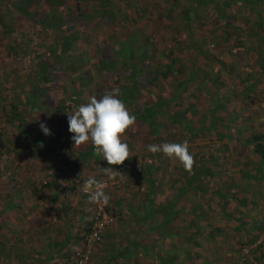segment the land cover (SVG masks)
Segmentation results:
<instances>
[{"label":"trees","instance_id":"obj_1","mask_svg":"<svg viewBox=\"0 0 264 264\" xmlns=\"http://www.w3.org/2000/svg\"><path fill=\"white\" fill-rule=\"evenodd\" d=\"M165 1L164 9H161V12H158L152 20L157 23V26H162L168 31L166 37L152 36L130 27V23L144 14L146 0H0V47L6 42V53L9 56L21 58L26 53L23 47L25 39L22 36L27 34L28 39V30L19 28L22 36L10 40L7 33L17 25L23 27L24 23L19 19L30 20L36 26L34 30L37 32L46 33L48 31L51 34V39L46 44L40 45L41 49L37 51L33 49L27 58L29 65L27 75H20L21 83L17 84L19 92L24 93L23 97L18 101L13 100V97L6 100L7 94L15 92V89L14 86L5 89L0 82V145H4V151H23V146L34 145L43 159L46 153L42 151L47 149L48 145H52V152L61 145H74L71 139L74 134L68 131V114L71 115L80 105L89 103L91 97L95 96L99 99L115 87L120 89L118 98L136 117L137 127L129 128L122 136V140L129 145L133 143L134 145L180 143L178 138L174 139L178 134L170 130L174 124L190 136L194 133L206 134L201 132L204 129L202 126L192 130L190 120L196 112L198 119L196 122L199 123L202 116L205 119L207 115L204 113L205 110H201L204 107L196 109L197 103L195 104L193 100L197 98L196 94L204 89L210 98L209 102H206L211 115L207 124L212 134L220 138L224 137L225 133H220L215 127L218 123L215 111L219 108H226L227 99L219 96L216 99L213 94V88L216 89L213 81H220L221 76L216 73L211 75L212 72L205 68L206 63L213 57L207 46L208 30L204 31L201 27L208 22V25L213 26L210 29L216 30H213L217 32L216 40L218 41L215 40V42L224 46L220 51L221 55L228 56L234 53V56L239 57L242 52L250 53L248 56L256 52V60L258 58L261 61L264 59V30L262 27L264 18L257 16L253 21L251 31L256 34L254 39L256 44L245 48L241 35L242 26L235 18L240 2H253L254 0ZM233 3H236V7L231 8L230 5ZM226 7L230 10L226 11ZM242 20L244 21L245 18ZM97 22L104 27L107 34L105 37L92 38L91 30L95 28ZM116 24L120 27L119 29ZM182 42L183 46H181ZM224 61L225 59L220 60L218 68L228 67L227 71H232V67L229 68L232 66L231 63L225 66L226 61ZM59 78L64 80L58 82ZM246 78L241 75L239 82L245 80V87L254 90L255 82ZM48 86L56 89L57 100H51V102L46 100L45 94ZM154 89H158L157 92ZM183 95H188L189 98L181 107L182 112L179 113L180 111L175 109L174 102L179 99L182 101ZM232 112L224 113L226 119L227 115H233ZM232 118H228L227 121L232 122L231 120L235 119L233 116ZM42 122L50 130L49 135L41 130ZM141 123L145 126L143 129ZM164 127L168 130H164ZM5 128L9 129V134L2 133ZM162 131L164 133H161ZM5 142L6 144H3ZM83 145L90 146L85 154H92V150H95L91 141ZM221 146L225 148L224 144ZM28 148L32 147L28 146ZM82 150L81 153L84 152ZM250 150L258 154L261 161H264L263 140L253 141ZM1 152L2 149L0 155H2ZM137 152L139 151L133 152L130 159L125 160V163L130 160L131 163L123 167L126 170L127 179L135 176L137 179L135 182L139 181L142 184V186H137L138 189L142 188V194L138 192L140 189H137V198L131 199L126 204L118 196L119 202L115 201L112 207L109 200L107 209L113 215L118 214L120 217L123 214V207L133 215L136 222L159 224L155 229L161 230V234L157 235L156 239L170 238L166 245L161 246L165 251L162 255L151 250L152 258L149 264H194L190 261L200 257V250H206L204 246L206 240L215 243L218 240L225 246H228L227 243L230 244L232 254L225 255V258L234 260L231 259V262L226 264H237L238 251L245 245V242L256 239L259 230L254 227V229L244 230V235L250 232L249 239L236 235L230 241L226 240L229 234L223 232L224 229L220 225L212 223L213 217L209 206L203 207L196 199V204L184 205L181 200L177 199L185 193H192L199 197L202 193L208 196L214 193L220 204L219 212L224 217L235 221L234 214L226 210L225 204L226 199L233 198L235 191L228 189L237 180L234 181L233 177H229L230 180L226 182L223 190L219 185L206 192L200 184L202 181H207L205 174L208 172L206 166L209 165L206 163L212 157H210L211 153L200 154L202 155L201 157L199 155L200 162L194 164L191 172L185 171L180 162L174 164L181 179L178 178L180 180L178 181L172 178L174 192L171 197L159 200L155 198L154 183L161 178V172H165L167 156L162 152L151 153L148 146L142 149L141 155ZM205 156H207V161H205ZM113 166L116 168L118 165ZM79 167L78 164H72L71 160H66L64 166H55L48 174L67 175L70 171L72 178L81 177L78 172ZM198 167L202 168L198 169ZM214 172L215 169L212 176ZM101 179L109 181L113 178L102 177ZM67 181L74 184L73 179L67 177ZM119 182L126 184L124 178H121ZM41 184L46 186L48 180ZM112 184L115 183L112 182L109 186ZM115 210L117 212H114ZM179 218L184 220L181 226L175 222ZM201 219L205 221L202 223ZM176 226L182 228L185 235L184 243L195 248L200 247V250L193 251L185 248L183 254H179L176 250L177 243L174 241L175 237L180 234ZM87 228L88 225L85 230ZM231 228L233 232L238 230L236 224H232ZM217 234H220V238L215 237ZM262 244V241L257 242L255 249L260 251ZM257 256L260 259L264 257L259 252ZM209 263L210 261L208 263L199 261L195 264ZM215 264H220V262H215Z\"/></svg>","mask_w":264,"mask_h":264},{"label":"rangeland","instance_id":"obj_2","mask_svg":"<svg viewBox=\"0 0 264 264\" xmlns=\"http://www.w3.org/2000/svg\"><path fill=\"white\" fill-rule=\"evenodd\" d=\"M165 0H146V4L144 7V14L140 15L138 18H136L132 23H130V27L134 28L138 31L146 32L147 34H151L152 36L156 35H162L166 37L168 35V31L164 29L162 26H157V23L153 21L152 19L157 16L158 12H161V9H164V3ZM87 3V2H86ZM234 4V5H233ZM230 5L231 8L236 7V3H233ZM251 5V6H250ZM239 6V4H238ZM251 7V8H250ZM230 9L226 7V11H229ZM257 16H261L264 18V0H254L253 2H240L239 10L236 15L235 20L237 23L242 26L241 29V35H242V42L243 47L245 48L251 47L256 44L255 36L256 34H253L251 31V28H253V21L256 19ZM242 18H245L243 21ZM20 21H23L24 25L23 27L15 26L14 29H10L7 31L9 40L12 38H19L22 36L20 35V29L28 30L29 38L27 39V34L22 36L23 39H25V45L23 46L24 49H26V53L22 55L21 58H15L13 56H9L8 53H6V42H4L5 45H1L0 47V75L1 79L0 82L3 85L5 89L12 88L14 86L15 92L7 94L8 96L5 97L6 100L13 97V100L18 101L21 97L24 96V93H20L17 87L19 82L21 83L20 75L26 74L27 70L29 69V65L27 63V58L30 56L32 50H39L42 47L40 45L46 44L51 39V34L43 33L42 31L37 32L34 30L36 26H34L30 20L26 19H19ZM117 28L120 27L118 24H116ZM207 27V28H206ZM210 27H213L211 24L208 25V22L204 24V26L201 27L204 31L208 30L209 34V42L207 46L210 48L211 56L213 57L211 61H208L205 65V68H208L207 70H210L213 75V73L220 75L219 78L220 81L215 80L212 83L214 86H216V89L213 88V94L216 96V99L218 96L222 99H227L226 108L215 111L217 118V123L215 127L219 130L220 133L224 134V137H218L212 134V130L209 128V125L207 124V121H209V117L211 116L207 107V103L209 102L210 98L205 93V89L201 90L196 94V99H193L196 104V109L202 108L201 110H205L204 113L207 115L204 117L202 116L201 122H196L197 119V112L191 117V127L192 130H196V127L202 126L203 131L206 134L199 135V134H193L192 136L187 135L185 131H181V129L178 125H173L170 130L174 132L175 134H178L176 136L177 139L180 140V143L187 140L189 143V152L193 154L196 163L200 162V157L206 153H211L212 158H209L207 161V156H205V161H207L206 164L209 166H206L208 168V172L205 174L207 181L201 182V187L206 189L205 191L213 190V187H217L220 185L221 190L226 185V182H229L230 178L233 177L234 181L235 179L238 180L239 177H242L245 175L246 177L251 175L253 177L256 176H262L264 175V161L260 160L258 154H254L252 150H250V145L253 143V141H256L257 139L264 141V59L259 60L255 58V55H257L256 52L248 56L250 53H241V55L234 56L235 54H229L227 55H221L220 51H222V48L224 47L223 44H218L215 42L216 40V34L217 32H214L210 29ZM262 27L264 30V19L262 22ZM216 31V30H215ZM116 32V31H115ZM112 34L114 32H111ZM110 34V33H109ZM106 32L104 27L101 25V23L97 22V25L95 28L91 30V36L92 38H99V37H105ZM91 38V37H90ZM31 39V40H30ZM38 41V42H37ZM218 41V39L216 40ZM172 42V41H171ZM170 43V42H168ZM91 46V45H90ZM181 46H183V42L181 43ZM243 47H241L243 49ZM184 50V49H183ZM182 50V51H183ZM225 59V66L231 63L232 71L228 70V67H224L223 69H219L218 65L221 63L220 60L223 61ZM201 64V63H200ZM205 64V63H204ZM244 71V72H243ZM246 72V73H245ZM235 73L237 75L235 76ZM241 75H244L246 79H250L254 81V90H249L247 87H245V80L242 82H239V77ZM213 79V77H210ZM64 79H57L58 82L63 81ZM249 80V81H250ZM212 86V84H211ZM213 87V86H212ZM3 88V89H4ZM158 89H154V91L157 92ZM18 91V92H17ZM2 92V91H1ZM17 92V94H16ZM97 94V91H95ZM184 98L181 101L180 99L175 101V109L180 111L181 113V107H183L189 98L188 95H183ZM46 100L48 102H51V100H57L58 99V93L56 89L53 86H48L46 94H45ZM141 100V99H140ZM246 100V103H245ZM231 112L233 111V117L234 120H231L232 122L227 121L228 118H232V116L224 115L225 112ZM208 117V118H207ZM233 119V118H232ZM199 123V124H198ZM142 129L145 127L143 123H141ZM135 128V124L130 128ZM35 129V126L33 127ZM168 130L166 127H164V130ZM8 128H5L2 133L9 134ZM161 133H164L162 131ZM1 135V133H0ZM64 135H67V133H64ZM5 139V138H4ZM10 139V138H7ZM66 139V138H65ZM3 144H6L3 143ZM40 144V143H39ZM225 145V148L220 145ZM48 145V144H47ZM129 145V144H128ZM28 146H31L32 148H28ZM40 146V145H37ZM74 146V145H73ZM72 145H61L60 148L58 147L54 152H52V145H49V147L42 152H45V157L49 159V165L48 166H33L30 164L24 165V166H1L0 165V174L4 173H14L19 172L21 174L28 175V170L30 169L32 171V174H42V177L45 176L44 174H48L55 166H63V163H59L57 165H53V161H51L50 155L52 153H55L57 160V157L63 156L64 153H66L69 149V147H73ZM82 146V145H81ZM149 145H129L130 151L137 152L138 155L142 154V149L144 147H147ZM76 147V146H74ZM23 151H15V152H7L4 151V145H0V150L2 149V155H0V159H3L6 157L7 159L12 157L13 154H16L17 156L23 157V160L25 158L31 159V157L37 156L40 157V153L37 150V147L34 145H25L22 147ZM33 148H36L35 150ZM33 149V150H32ZM202 154V155H200ZM200 155V157H199ZM2 156V157H1ZM55 160V161H56ZM164 161V160H163ZM203 161V159L201 160ZM174 164H179V161L176 158H169L167 156V166L165 167V172H161V178L154 183L155 188V198L159 200H163L164 198L171 197L172 193L174 192V184H172L171 179H179L180 176L178 175L177 168L174 167ZM253 165V166H252ZM205 167V168H206ZM202 167H198L200 169ZM212 169L215 172L212 176ZM42 171V172H41ZM249 171V173H248ZM159 172V171H158ZM157 172V173H158ZM156 173V175H157ZM199 175V174H198ZM67 176V175H66ZM82 177V175H79ZM41 177V178H42ZM87 178V177H84ZM179 178V179H178ZM199 178H202V176H199ZM113 179H109V185L112 183ZM137 179L134 176L133 178L127 179L125 181L126 184L119 183L120 187V199L122 198L123 203L126 204L131 199L135 200L137 198V191L142 192V188H139L137 186H142V184L138 181L135 182ZM135 183V184H134ZM258 185H262L261 182H257ZM176 186V184H175ZM2 189V188H1ZM138 189V190H137ZM234 190L233 198L226 199V210L232 211L234 214V219H229L224 217L222 213H220V204L219 201L216 198V194L212 193L208 196V194H200L202 196L193 195L192 193H185V195H180L177 197V199L184 205H193L196 204V200L203 206H209L211 209V215L213 219V224L220 225L224 230L223 232H228L229 236H226L228 240L232 239L233 236H238L240 238L246 237L249 239V233L244 235V230L239 229L240 227H247L240 224L241 219L243 218V215L239 216L238 206L240 205L243 195L241 192L238 193V186L237 182L232 185L228 190ZM263 189L260 187L258 190L259 192L263 191ZM257 193V195L259 194ZM107 194V193H106ZM139 194V193H138ZM142 194V193H141ZM178 196V195H177ZM248 197H252V195H248ZM196 199V200H195ZM241 200V201H240ZM251 201H254L252 199ZM247 206L252 207L253 210L255 209H262L257 207L255 205V202L247 203ZM239 210H242L241 207H239ZM264 211L263 209L261 210ZM123 215H125V218L123 219L121 216L119 217L118 214H115V224L121 222V220H124L123 222H133V215L130 214V212L123 208ZM179 217V216H178ZM184 220L179 218V220L176 219V223L181 226L183 225ZM205 219H201L200 222H204ZM236 224L238 226V230L236 232L232 231L231 225ZM113 225V224H112ZM252 227V225H248ZM177 230H179V236L175 237V242L177 243L176 250L179 254H183L184 249L188 248L190 250H200V247H193L188 243H184L185 241V235L182 232V228L179 226H176ZM181 230V231H180ZM161 230L157 229H149L146 234L141 236V238H147L148 240L155 241L157 235L161 234ZM143 233H145L143 231ZM225 234V233H224ZM201 237V236H199ZM216 238H220V234H217L215 236ZM202 238V237H201ZM200 238V239H201ZM257 238L261 239L263 242L260 251L255 249V244H257ZM170 238L165 239V244L169 241ZM204 239V238H203ZM202 239V240H203ZM201 240V241H202ZM147 244V243H146ZM144 244V245H146ZM228 246H225L223 243L221 244L216 241L206 240L204 242V246L206 250H200V257L193 259L192 263L197 262H204L209 264H215V262H220V264H226L227 262H231V259L225 258V255L232 254V249L229 247L230 244L227 243ZM150 247H154V244H150ZM203 249V248H201ZM165 252V251H164ZM257 252L261 253L264 256V230H259L257 233L256 239L249 240V242H245V245L238 251V263L237 264H263L264 257L258 258ZM203 257H206L203 259ZM207 259V260H206ZM234 260V259H233ZM150 261V260H148ZM150 263V262H149Z\"/></svg>","mask_w":264,"mask_h":264},{"label":"crops","instance_id":"obj_3","mask_svg":"<svg viewBox=\"0 0 264 264\" xmlns=\"http://www.w3.org/2000/svg\"><path fill=\"white\" fill-rule=\"evenodd\" d=\"M74 146L69 147L57 160L55 153H52L50 159L53 165L71 160L72 164L80 166L78 172L82 177L94 176L96 179L109 177L103 171L105 166L113 168L118 173L112 181L115 184L104 190L113 207L115 201L119 202L120 179L127 180L124 167L131 160L114 168L102 154H96L94 149L92 154H85L89 145ZM81 149L84 152L81 153ZM48 161L46 157L42 159L37 156L23 160V157L13 154L8 159H0V165L24 166L31 163L33 166H48ZM44 175L32 174L30 169L28 175L16 171L0 174V264H70V253L81 244L92 202L88 196L78 191L76 185L67 181L66 175ZM45 180H48V184L43 186L41 183ZM237 186L238 193L243 195L237 211L239 216L243 215L240 224L247 225L239 226V229L246 231L254 227L264 230V211H261L264 210V175H243L237 180ZM260 187L263 188L262 192L258 190ZM250 202H255L256 208L262 209L253 210L247 206ZM121 217L124 219L125 215L122 214ZM123 221L103 229L102 238L94 245L88 264H149L151 250L158 255L165 253L161 247L166 245L165 240L141 238L149 229H155L159 224ZM260 241L257 238V242ZM150 244H154V247H150Z\"/></svg>","mask_w":264,"mask_h":264},{"label":"clouds","instance_id":"obj_4","mask_svg":"<svg viewBox=\"0 0 264 264\" xmlns=\"http://www.w3.org/2000/svg\"><path fill=\"white\" fill-rule=\"evenodd\" d=\"M119 94V87H115L99 99L93 96L89 103L80 105L67 116L68 131L74 134L71 137L74 145L80 146L91 141L96 154H102L109 165H120L132 155L122 136L135 124L136 117L118 98ZM40 128L46 135L50 134L43 122ZM148 150L153 154L162 152L169 158H176L188 172L193 170L196 163L194 156L189 152L187 140L182 143L152 144L148 146ZM103 171L109 178L118 174L111 167H105ZM106 187V182L98 181L94 176H89L84 181V191L88 194L89 201L105 206L110 200L104 191Z\"/></svg>","mask_w":264,"mask_h":264},{"label":"built area","instance_id":"obj_5","mask_svg":"<svg viewBox=\"0 0 264 264\" xmlns=\"http://www.w3.org/2000/svg\"><path fill=\"white\" fill-rule=\"evenodd\" d=\"M67 177L74 180V185H76L81 194L88 196L84 191V181L87 178H72L70 171L67 172ZM98 181H104L106 182L107 187L109 186V181L105 179H98ZM114 223L115 216L109 209H107V205L105 206L103 204L92 202L88 228L82 235L80 246L73 249L70 253V264H88L94 245L101 240L103 229Z\"/></svg>","mask_w":264,"mask_h":264}]
</instances>
